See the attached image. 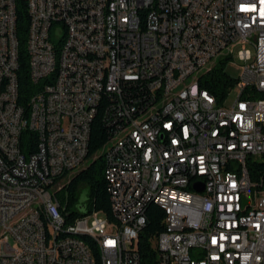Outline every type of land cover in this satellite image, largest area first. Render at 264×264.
<instances>
[{"label":"built area","instance_id":"obj_1","mask_svg":"<svg viewBox=\"0 0 264 264\" xmlns=\"http://www.w3.org/2000/svg\"><path fill=\"white\" fill-rule=\"evenodd\" d=\"M22 1L35 88L28 107L19 104L18 0H0V264H142L152 203L166 212L158 264H264V172L254 168L264 157V0ZM236 52L240 92L226 107L199 81ZM133 84L146 95L131 96ZM105 99L115 130L102 155L116 219L95 212L65 225L57 181L85 162ZM26 131L38 138L29 155ZM4 186L34 188L36 200L5 196Z\"/></svg>","mask_w":264,"mask_h":264},{"label":"trees","instance_id":"obj_2","mask_svg":"<svg viewBox=\"0 0 264 264\" xmlns=\"http://www.w3.org/2000/svg\"><path fill=\"white\" fill-rule=\"evenodd\" d=\"M18 20L16 36L19 43V104L28 107V101L35 88L30 81L29 56L27 51V34L29 15L26 3L18 0ZM226 61H220L210 71L200 78L199 89L212 94L219 105H222L230 91L236 87L238 79L232 78L225 72ZM131 96L144 97L146 89L140 84H133L127 88ZM128 93V94H129ZM247 96V91L244 93ZM136 95V96H135ZM110 101L105 99L104 105L92 122L88 156L82 167L74 175L61 177L57 182L65 180L63 187L55 191L60 204V212L65 225L74 223L82 216L102 212L109 221H115L116 216L112 209V200L109 182L106 178L107 164L102 152L110 141L115 128L109 127L105 112ZM38 142L37 135L26 131L22 135V149L26 155L34 152ZM254 168L264 172V157L262 162L254 163ZM82 190H86L84 199H81ZM166 212L157 204L152 203L146 209V226L140 234L138 250L142 264H158V252L154 248V240L165 231ZM88 242V239H87ZM94 250V256H97Z\"/></svg>","mask_w":264,"mask_h":264},{"label":"bare ground","instance_id":"obj_3","mask_svg":"<svg viewBox=\"0 0 264 264\" xmlns=\"http://www.w3.org/2000/svg\"><path fill=\"white\" fill-rule=\"evenodd\" d=\"M0 88H3V81H0ZM105 118L107 123L110 121L109 109L105 112ZM2 194L5 196H14L18 198H24L29 200H36V190L29 187H2ZM38 209L41 216H48V203L45 199H38ZM46 234L54 233V226L52 223H45ZM82 236L87 237L88 242L98 243V235L94 234V229L84 228L82 229ZM116 262H123V254H116ZM100 264H108L107 261H100Z\"/></svg>","mask_w":264,"mask_h":264},{"label":"rangeland","instance_id":"obj_4","mask_svg":"<svg viewBox=\"0 0 264 264\" xmlns=\"http://www.w3.org/2000/svg\"><path fill=\"white\" fill-rule=\"evenodd\" d=\"M55 30H56V33H57L58 37H61L62 35H59V27H56ZM56 42H58V40ZM251 52H252L253 58H254L255 57V50L254 49H251ZM242 66H243V63L240 60L239 53L236 52L235 59H233L231 61L229 60L226 63V65H225V72L229 76H231L232 78L239 79L242 76V73H243V67ZM239 92H240V88H238V86H236L234 88V90L228 95V97H227V99L225 101V106L226 107H231L236 102V100H237V98L239 96ZM78 169H80V168H78ZM78 169H76V171ZM76 171H74L72 175H74V173H76ZM63 183H61L60 186H62ZM85 192H86V190H82V192H81V199H84ZM99 217L101 218L103 216L102 215H99ZM92 222H93V219H90L89 220V225L90 226H92Z\"/></svg>","mask_w":264,"mask_h":264},{"label":"water","instance_id":"obj_5","mask_svg":"<svg viewBox=\"0 0 264 264\" xmlns=\"http://www.w3.org/2000/svg\"><path fill=\"white\" fill-rule=\"evenodd\" d=\"M195 191L198 192V193H201V192L204 191V188L201 185H196L195 186ZM86 216H87V214L83 212L81 217H86Z\"/></svg>","mask_w":264,"mask_h":264}]
</instances>
